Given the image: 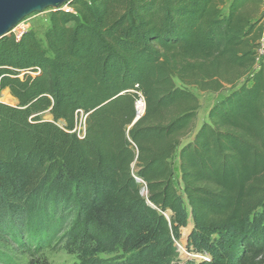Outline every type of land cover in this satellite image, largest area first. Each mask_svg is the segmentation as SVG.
<instances>
[{"label": "trees", "instance_id": "16d2710c", "mask_svg": "<svg viewBox=\"0 0 264 264\" xmlns=\"http://www.w3.org/2000/svg\"><path fill=\"white\" fill-rule=\"evenodd\" d=\"M262 4L74 0L51 10L46 49L2 37L0 242L70 221L77 264H264ZM186 87L229 91L194 134Z\"/></svg>", "mask_w": 264, "mask_h": 264}, {"label": "rangeland", "instance_id": "374dc122", "mask_svg": "<svg viewBox=\"0 0 264 264\" xmlns=\"http://www.w3.org/2000/svg\"><path fill=\"white\" fill-rule=\"evenodd\" d=\"M63 11H70L69 5H64L60 8ZM226 10V7L223 8V11ZM50 13L51 9H47L42 13H35L23 19L19 24V28L24 32H31L35 39L37 40L39 46L42 49H46L45 45V33L50 27ZM12 34V33H11ZM177 87H183L181 84L175 80ZM190 93H192L198 100V110L197 116L192 130V134L200 127V125L207 121L209 110L224 97L229 94L228 90H221L218 92L211 91H199L192 87H186ZM0 101L9 105H15L14 100L9 96L7 91L0 92ZM143 112L139 115L142 116ZM84 118L82 114L78 117V123L76 131L80 135L84 129ZM44 120H50V117L47 115L43 117ZM173 166V181L175 189L178 193H182V187L179 180V171H178V159L177 153L172 159ZM45 225L40 224L39 226V237L41 241L39 243H31L28 247H24L25 241H18L13 235L6 234L2 236L4 240L0 242V264H77L75 255L67 253L64 248L65 240L63 235L68 231L70 221L61 224L60 227L55 225H50L49 222L43 219ZM37 223V222H36ZM192 223L189 217L188 225L185 229L181 230V240L177 243L178 251L182 256H186L185 243L187 235L191 229ZM35 223L29 228V232L32 233L35 231ZM24 244V245H23Z\"/></svg>", "mask_w": 264, "mask_h": 264}, {"label": "water", "instance_id": "95a60500", "mask_svg": "<svg viewBox=\"0 0 264 264\" xmlns=\"http://www.w3.org/2000/svg\"><path fill=\"white\" fill-rule=\"evenodd\" d=\"M74 0H0V39L12 31L32 14L47 9L60 10Z\"/></svg>", "mask_w": 264, "mask_h": 264}, {"label": "built area", "instance_id": "2783aa9c", "mask_svg": "<svg viewBox=\"0 0 264 264\" xmlns=\"http://www.w3.org/2000/svg\"><path fill=\"white\" fill-rule=\"evenodd\" d=\"M260 16L262 18V25L264 24V0L263 4L260 9ZM24 33L22 29L19 28V25L12 31V34L15 36V38L18 40L21 35ZM264 61V29L262 28V33L257 41V48L255 50V68H258V66ZM143 100L142 98L136 103V111H137V118H139V115L143 112ZM187 254V252H185Z\"/></svg>", "mask_w": 264, "mask_h": 264}, {"label": "crops", "instance_id": "0c3cea01", "mask_svg": "<svg viewBox=\"0 0 264 264\" xmlns=\"http://www.w3.org/2000/svg\"><path fill=\"white\" fill-rule=\"evenodd\" d=\"M262 28L264 29V24L262 25Z\"/></svg>", "mask_w": 264, "mask_h": 264}]
</instances>
